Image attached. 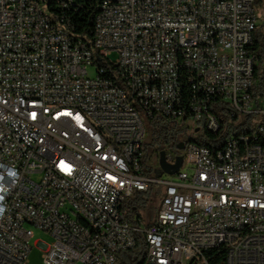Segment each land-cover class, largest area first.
<instances>
[{"label":"built area","instance_id":"obj_1","mask_svg":"<svg viewBox=\"0 0 264 264\" xmlns=\"http://www.w3.org/2000/svg\"><path fill=\"white\" fill-rule=\"evenodd\" d=\"M257 25L253 0H0V264H30L32 227L54 238L44 264H120L138 236L143 264H264ZM216 102L244 132L165 151L182 162L163 180L144 122L215 135ZM148 192L155 220L133 224L122 205Z\"/></svg>","mask_w":264,"mask_h":264},{"label":"trees","instance_id":"obj_2","mask_svg":"<svg viewBox=\"0 0 264 264\" xmlns=\"http://www.w3.org/2000/svg\"><path fill=\"white\" fill-rule=\"evenodd\" d=\"M258 0H253V4L256 5ZM81 27L85 32L89 31L88 23L84 21L81 23ZM252 54L255 57L256 64L254 67L253 73V86H252V94L257 96L259 99L264 98V21L262 24H259L255 27L253 32V45L250 49ZM189 91L184 86L183 95L185 99H188ZM209 111L215 116L218 123L220 124L219 131L213 135L208 132L205 128L204 134L198 137L196 140H190L198 145L208 146L211 149H216L222 142L230 135V134H239L240 132H244L242 130L243 126L235 127L233 125H229L226 121L228 119V110L223 105H220L219 102L214 103L212 106H209ZM187 118H185L186 120ZM147 121H151L152 126V146L153 150L157 151H166L167 149H177V146L181 144L176 137L171 132V125H175V123L162 120L157 117H153ZM185 122V121H183ZM221 123L224 124V127H221ZM145 145V143H144ZM167 154V153H166ZM157 157V155H156ZM168 160V158H167ZM169 161V160H168ZM144 165V161L142 162ZM157 175H161V171L156 168ZM141 193H136L133 198L127 199L123 205L121 210L124 215L130 222L135 224L132 220V213L135 212L138 208H143L145 205V201L140 199L138 195ZM155 196V195H154ZM144 241L141 237H137L136 246L134 249L120 253L116 256L117 260L120 264H143V254H144ZM224 260V255L221 254L219 257V261Z\"/></svg>","mask_w":264,"mask_h":264},{"label":"rangeland","instance_id":"obj_3","mask_svg":"<svg viewBox=\"0 0 264 264\" xmlns=\"http://www.w3.org/2000/svg\"><path fill=\"white\" fill-rule=\"evenodd\" d=\"M255 14L257 18V23L262 24L264 21V0H258V3L254 5ZM115 55L111 56V59H114ZM96 71V66H89L87 68V72L90 76H94ZM204 120V119H202ZM233 123V122H229ZM145 130H146V139L144 145V151L147 155V163L151 168H155L156 166V155L158 154L157 151L153 150L152 146V126L151 121L144 122ZM171 132L176 137V139L180 143H186L190 140H196L198 137L204 134L205 131V124L201 121L198 124L191 123V122H178L175 125H171ZM169 150H166L167 155L169 154ZM184 170V169H183ZM155 171V170H154ZM191 173V170H188ZM150 178H156L155 173H149ZM38 175H34L33 179L37 180ZM172 176L162 174L163 180H171ZM152 188H157L156 185H152ZM138 197L145 201V205L143 208H138L135 212L132 213V218H138L141 220L142 224L147 225L152 223L155 220L156 213L159 207V201L156 197H154L151 193H142L139 194ZM33 237L29 242V246L31 247V251L29 252V263L30 264H44L42 261V250L45 246H50L54 242V238L47 232L40 231L38 229L33 228Z\"/></svg>","mask_w":264,"mask_h":264},{"label":"water","instance_id":"obj_4","mask_svg":"<svg viewBox=\"0 0 264 264\" xmlns=\"http://www.w3.org/2000/svg\"><path fill=\"white\" fill-rule=\"evenodd\" d=\"M182 147L183 144L181 143L177 146V150H181ZM181 162H182L181 156H177L174 160V163L169 164L166 160L165 151H160L158 153V159H157L158 168L165 175L172 176L176 174L181 166Z\"/></svg>","mask_w":264,"mask_h":264},{"label":"bare ground","instance_id":"obj_5","mask_svg":"<svg viewBox=\"0 0 264 264\" xmlns=\"http://www.w3.org/2000/svg\"><path fill=\"white\" fill-rule=\"evenodd\" d=\"M208 120L210 121V127H212V130L215 131V134L220 129V124L218 123L215 116L209 111V106H206L205 111H201V120ZM205 128L208 130V125L205 124Z\"/></svg>","mask_w":264,"mask_h":264},{"label":"flooded vegetation","instance_id":"obj_6","mask_svg":"<svg viewBox=\"0 0 264 264\" xmlns=\"http://www.w3.org/2000/svg\"><path fill=\"white\" fill-rule=\"evenodd\" d=\"M171 151L174 152V153H179L181 150L172 149Z\"/></svg>","mask_w":264,"mask_h":264}]
</instances>
